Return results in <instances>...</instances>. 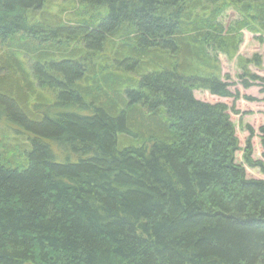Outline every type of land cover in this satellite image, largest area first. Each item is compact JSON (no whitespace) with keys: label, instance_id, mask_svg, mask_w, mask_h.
<instances>
[{"label":"trees","instance_id":"trees-1","mask_svg":"<svg viewBox=\"0 0 264 264\" xmlns=\"http://www.w3.org/2000/svg\"><path fill=\"white\" fill-rule=\"evenodd\" d=\"M60 1L0 0V264H264V125L195 97L264 94V0Z\"/></svg>","mask_w":264,"mask_h":264},{"label":"rangeland","instance_id":"rangeland-1","mask_svg":"<svg viewBox=\"0 0 264 264\" xmlns=\"http://www.w3.org/2000/svg\"><path fill=\"white\" fill-rule=\"evenodd\" d=\"M60 1V0H59ZM65 4V6H71V2L69 1H60ZM54 3H58V1H54ZM62 4V5H64ZM77 4V3H76ZM60 8H54L53 11H57ZM68 16H72L71 14ZM241 17L234 11L229 10L221 19V22L225 25L226 28L230 27L233 23L238 21ZM244 34V42L240 47V51L238 56L242 58H253L255 55H260L263 59L264 63V38H260L259 36H254L247 31H243ZM28 58V57H27ZM223 74L228 75L231 78L229 81L231 86V91L240 92V99L235 101L234 99H221L217 97H213L206 92H196L195 97L198 100L209 102L212 104L217 103H225L230 109L234 111H230L231 119L233 123H235L237 127V136L240 139L241 147H245L246 139L249 136V132L246 129L248 125H250L256 131V136L253 138V147H254V158L262 160L261 155V145L259 139V128L264 125V94L260 91V88L254 86L248 90L242 88L239 85L237 80V76L241 74V71L236 66V60L229 61L225 58V56H220ZM264 68V64H263ZM252 72L258 74L259 76H264V69L258 70L255 67H251ZM248 98L253 99V101H249ZM238 112L240 114L236 115ZM238 161H241V154L237 156ZM72 160L76 159L75 156H71ZM64 159H60L63 161ZM248 176L250 178L264 179V175L260 173L259 170H247Z\"/></svg>","mask_w":264,"mask_h":264}]
</instances>
